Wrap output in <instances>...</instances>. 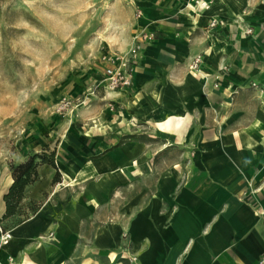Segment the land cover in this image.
<instances>
[{
	"label": "crops",
	"instance_id": "obj_1",
	"mask_svg": "<svg viewBox=\"0 0 264 264\" xmlns=\"http://www.w3.org/2000/svg\"><path fill=\"white\" fill-rule=\"evenodd\" d=\"M123 7V42L103 54L152 36L131 87L0 139V220L11 165L53 146L59 174L39 166L23 200L41 198L36 212L0 223V264H264V0Z\"/></svg>",
	"mask_w": 264,
	"mask_h": 264
},
{
	"label": "rangeland",
	"instance_id": "obj_2",
	"mask_svg": "<svg viewBox=\"0 0 264 264\" xmlns=\"http://www.w3.org/2000/svg\"><path fill=\"white\" fill-rule=\"evenodd\" d=\"M125 2L0 0V139L11 145L26 130L38 137L75 117L62 102L88 107L103 92L94 83L98 57L123 42ZM30 200L41 198L23 204Z\"/></svg>",
	"mask_w": 264,
	"mask_h": 264
},
{
	"label": "trees",
	"instance_id": "obj_3",
	"mask_svg": "<svg viewBox=\"0 0 264 264\" xmlns=\"http://www.w3.org/2000/svg\"><path fill=\"white\" fill-rule=\"evenodd\" d=\"M42 165L56 170L55 150H51L49 146L44 147L40 153L29 154L23 163L10 166L13 182L3 197L5 213L0 223L10 221V226H15L36 212L42 200L36 204L30 200L25 205L23 200L26 198V188L38 180L37 170ZM57 183H59V174L56 170L52 185Z\"/></svg>",
	"mask_w": 264,
	"mask_h": 264
},
{
	"label": "built area",
	"instance_id": "obj_4",
	"mask_svg": "<svg viewBox=\"0 0 264 264\" xmlns=\"http://www.w3.org/2000/svg\"><path fill=\"white\" fill-rule=\"evenodd\" d=\"M214 25H211L213 28ZM249 34L250 31H247ZM152 36L147 37L143 35L140 39L136 40L132 46L125 53H105L101 55L100 61L104 64L103 78L100 86L109 92H119L127 90L131 87L132 67L138 59L141 46L145 40L151 39ZM201 64V56H195L192 59L190 69L196 71ZM227 69L223 67L220 71L225 72ZM60 110L67 111L71 109L72 112L75 108L73 102L61 103ZM11 240V233L5 231L0 227V246H5Z\"/></svg>",
	"mask_w": 264,
	"mask_h": 264
}]
</instances>
